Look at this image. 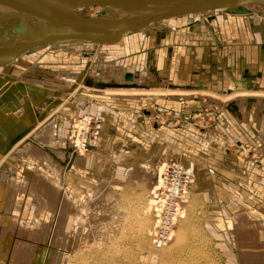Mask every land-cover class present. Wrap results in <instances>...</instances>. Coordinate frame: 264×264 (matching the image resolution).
Masks as SVG:
<instances>
[{
    "label": "rangeland",
    "instance_id": "obj_1",
    "mask_svg": "<svg viewBox=\"0 0 264 264\" xmlns=\"http://www.w3.org/2000/svg\"><path fill=\"white\" fill-rule=\"evenodd\" d=\"M259 14L264 20V8ZM252 20L175 19L116 45L34 49L0 69V97L8 90L44 91L32 85L40 76L52 100L45 112L66 104L61 147L55 141V153L48 150L52 132L47 136L49 144L41 141L49 157H56H51L56 174L50 170L45 174L52 195V225L17 231L5 222L0 263L264 264V230L248 224L233 227L231 222L223 226L215 214L220 204L205 197V189H213L215 175L222 171L238 194H234L237 203L227 209L229 219L241 205L245 211L252 204L257 213L264 210V26L256 27ZM126 70L134 75L132 82L122 79ZM115 99L128 106L111 104L107 109V101ZM245 101L248 110L235 115ZM130 104L137 106L128 114ZM252 109L253 117L247 115ZM229 111L232 115L221 117ZM125 117L142 120V129L138 123L124 125ZM83 118L97 120L100 133L94 138L89 130L87 151L65 154L61 149L72 146ZM250 118L255 125L259 121L258 130L255 125L251 130ZM37 125L0 147V198L7 188V207L15 200V181L2 174L16 171L28 179L32 169L15 164L14 147ZM168 163L191 165L194 178L171 243L156 251L152 247L154 187L157 172ZM253 172L259 179L252 178ZM60 190L69 197L62 209ZM251 190H257V201L252 200ZM40 193L23 202L44 203L46 195ZM230 198L222 195L225 204ZM204 204L211 205L208 211ZM245 215L246 221L264 222V213L257 216L248 209ZM39 247L45 249L43 253ZM34 250L41 254L37 257Z\"/></svg>",
    "mask_w": 264,
    "mask_h": 264
},
{
    "label": "water",
    "instance_id": "obj_2",
    "mask_svg": "<svg viewBox=\"0 0 264 264\" xmlns=\"http://www.w3.org/2000/svg\"><path fill=\"white\" fill-rule=\"evenodd\" d=\"M0 69L38 48L81 44L116 45L173 19L252 18L264 0H0ZM132 75L124 80L132 82Z\"/></svg>",
    "mask_w": 264,
    "mask_h": 264
},
{
    "label": "crops",
    "instance_id": "obj_3",
    "mask_svg": "<svg viewBox=\"0 0 264 264\" xmlns=\"http://www.w3.org/2000/svg\"><path fill=\"white\" fill-rule=\"evenodd\" d=\"M261 11V10H259ZM259 14V12H258ZM262 15V14H260ZM247 19V18H245ZM249 19V18H248ZM253 19V18H251ZM251 23V22H250ZM254 26H264V23L262 22H253L251 23ZM263 24V25H262ZM12 65V64H10ZM129 70H126L124 74L122 75V79L124 80V76ZM132 73V72H131ZM133 74V73H132ZM134 76V75H132ZM40 76L38 78H34L32 81V85L35 87L41 88L44 91L38 92V89L35 90H30L27 91L26 89H21L20 91H16L14 94L13 92L11 93L9 90L5 93H3L0 97V147L5 148V144H7L11 139L14 137L18 136L21 134L24 130H30L35 126L36 123H39L40 125H37L38 127L31 131L29 135H27L26 138L23 140H20L17 145H15V155L13 158L15 159V164H19L22 166H27V169L30 171V175L27 174V178H22L21 175H19V172L11 173V171L8 173V176L6 174H2V177L5 178L8 181H15V200L13 205L10 207L8 205L7 207V202L9 200V190L7 188L5 189L4 193H1L2 199L0 198V245L3 243V239L5 238V232H4V223L9 222L10 225L15 228V230L19 229H29L34 228V227H46L52 225V220H51V214H52V206L50 204V198L52 197L51 195V190H50V181L45 174L50 170L55 173V169H53V164L51 160V157L47 154V151L45 149V146L43 144H40L35 138L36 134L39 133L42 128L50 127L51 125V131L52 135L50 136V147L49 151L54 152L53 150L55 145L54 142H58L59 148L62 145V141H64L65 134H66V127L64 126V119L65 118V107L66 104L63 103L60 107H58L54 112L48 113L45 112L49 108V104H51L52 100L51 98L49 99L50 92L45 91L46 89H49L45 82L40 81ZM3 84L7 81L4 78L2 79ZM26 81V80H25ZM1 82V83H2ZM124 82V81H123ZM20 88L22 86H19ZM18 87V89H20ZM123 103V105L121 104ZM83 101H81V106H83ZM113 105L117 108H123L125 109L128 104L126 102H121L120 100H113V101H107V104L105 107H109V105ZM251 104V103H250ZM131 105V104H130ZM137 105H131L126 111H129L128 114L131 113L132 110ZM248 110V104L246 101L244 102L242 108L240 110L235 111V115L241 116V111H247ZM251 110V108H250ZM248 111L247 115H251L252 117L254 116V109L252 111ZM46 114V118L41 121V117ZM228 115H232V112H225L221 117H227ZM251 117V118H252ZM55 118V119H54ZM250 118V119H251ZM248 119V120H250ZM41 121V122H40ZM244 121V120H243ZM242 121V123H243ZM246 121V120H245ZM54 122V123H53ZM142 120L137 121L134 119V121L129 120L125 117L124 120V125L127 127H133V124H139L140 129H142ZM251 124V130H254V121L251 119L250 121ZM50 123V124H49ZM144 123V122H143ZM47 124V125H46ZM117 125V124H116ZM45 126V127H44ZM243 126V125H242ZM257 130L259 128V121H257ZM41 128V129H40ZM54 128V129H53ZM140 129H137L136 131L141 132ZM154 127L150 128L149 130L151 132L153 131ZM37 131V132H36ZM103 131V130H102ZM63 134V135H62ZM60 138L62 141L60 142ZM264 138V137H263ZM59 140V141H58ZM160 140V139H159ZM37 142V143H36ZM264 144V139L262 140ZM61 143V144H60ZM140 143V141H139ZM259 144V143H258ZM65 148L61 149L62 151ZM31 150V151H30ZM55 153V152H54ZM39 157V158H38ZM54 162V161H53ZM253 165L255 164L252 163ZM256 164H260V162H257ZM264 165V164H263ZM37 166V168H35ZM44 169V171H42ZM48 170V171H47ZM223 172L219 171V175H215L214 179V187L213 189H210L209 192L214 191V195L210 196L208 190L205 189V197H209L210 200H217L219 205V210L215 211V214L217 213L219 217V223L220 224H226L228 222L233 223V227H245L247 226L245 224L250 225L251 228H257L260 232V230H264V222L256 219V221L251 220L247 221L245 220V212H251L253 215L260 216L261 213H264V210H262L261 213H257V209H255L252 204L251 208L246 207L247 210L244 209V205H241V210L237 211L235 215L232 216L231 219H229L227 215V209H230V206L233 205V202L235 201L237 203L236 196L234 194L238 195L231 189L230 185L226 183V179L228 178V175L222 174ZM225 173V172H224ZM257 177V178H256ZM252 178L254 179H259L258 176H256V173H252ZM62 179V178H61ZM27 181V183H26ZM38 182V183H37ZM9 183V182H8ZM11 185V184H9ZM237 185V183H236ZM39 187V188H38ZM234 187V186H233ZM10 189V188H9ZM3 190H0L2 192ZM45 193V201L42 204L38 205H32V204H25L23 201L24 200H29V196L31 195H37L40 196L41 193ZM257 190H251L250 194L252 196L253 201H257L256 194ZM259 192V191H258ZM226 193L227 195L231 196V202L228 204H225L224 201L222 200V195ZM6 199H5V198ZM59 197H60V206L59 209H62V205L65 202L69 201V197L67 194L63 191L60 190L59 192ZM256 197V198H255ZM258 197H262L263 195H259ZM4 198V199H3ZM63 198V199H62ZM251 199V197H250ZM64 201V202H63ZM62 204V205H61ZM13 210H9L10 208ZM211 207V205H206L204 204V209L205 211H208V209ZM259 212V210H258ZM12 213V214H11ZM247 222V223H246ZM18 234V232H17ZM264 239V236L262 237ZM2 241V242H1ZM264 243V242H263ZM42 249V248H38ZM45 250V249H44ZM42 249L41 253L44 252ZM47 251V250H46ZM34 252H36L34 250ZM36 252V256L38 257L39 254ZM36 257V259H37ZM35 259V261H36ZM35 264V263H33ZM48 264V263H47Z\"/></svg>",
    "mask_w": 264,
    "mask_h": 264
},
{
    "label": "built area",
    "instance_id": "obj_4",
    "mask_svg": "<svg viewBox=\"0 0 264 264\" xmlns=\"http://www.w3.org/2000/svg\"><path fill=\"white\" fill-rule=\"evenodd\" d=\"M100 123L92 118L79 121V134L70 146L73 150L87 151L89 130L96 138L100 133ZM75 127V126H74ZM194 178V169L179 163L165 164L156 176L153 206L152 247L156 251L166 248L172 241L176 224L184 217L187 192Z\"/></svg>",
    "mask_w": 264,
    "mask_h": 264
},
{
    "label": "bare ground",
    "instance_id": "obj_5",
    "mask_svg": "<svg viewBox=\"0 0 264 264\" xmlns=\"http://www.w3.org/2000/svg\"><path fill=\"white\" fill-rule=\"evenodd\" d=\"M4 6V7H3ZM0 8H2V9H7V7L5 6V5H2L1 4V2H0ZM0 18H2V13L0 12ZM185 18V17H184ZM182 19V18H181ZM173 20H175V19H173ZM171 21V20H170ZM8 24H11V22L10 21H6V22H1L0 23V26H3V27H5V26H8ZM106 93V92H105ZM109 93V92H108ZM122 93V92H121ZM134 93H136V92H134ZM142 93V92H141ZM162 93V92H161ZM171 93V95H173V94H179V93H174V92H170ZM187 93V92H186ZM207 94V93H206ZM205 95V94H204ZM208 96V95H207ZM260 96V95H259ZM55 119V118H54ZM54 123V122H53ZM50 124V123H49ZM47 125V124H46ZM52 126V125H51ZM51 126L50 127H46V128H40L41 130L40 131H38L39 133H37L36 134V136H35V138L34 139H36L40 144H43L41 141H46L47 143H48V141H47V136H49L50 134H51ZM45 127V126H44ZM54 129V128H53ZM37 132V131H36ZM50 137V136H49ZM48 137V138H49ZM37 143V142H36ZM45 144V143H44ZM49 144V143H48ZM46 145V144H45ZM47 146V145H46ZM31 151V150H30ZM64 151V153L66 152V153H69V154H71V153H74L73 152V149L72 148H70V147H68V149H64L63 150ZM62 151V152H63ZM67 151H69V152H67ZM54 153V152H53ZM65 153V154H66ZM51 157H53L54 159L53 160H55V155L53 154V156L51 155ZM39 158V157H38ZM73 158V157H72ZM55 162V161H54ZM59 162V161H58ZM60 166H62V164L63 163H61L60 162ZM66 165H64V166H62V167H65ZM63 169V168H62ZM63 199V198H62ZM64 202V201H63ZM148 234V236H149V232L147 233ZM36 238V237H35ZM2 242V241H1ZM1 246V245H0ZM145 248V247H144ZM15 251V250H14ZM1 264V263H0ZM4 264V263H3Z\"/></svg>",
    "mask_w": 264,
    "mask_h": 264
}]
</instances>
